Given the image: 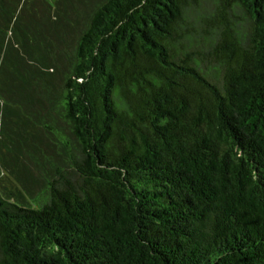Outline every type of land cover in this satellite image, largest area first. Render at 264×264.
Returning a JSON list of instances; mask_svg holds the SVG:
<instances>
[{
	"label": "trees",
	"instance_id": "1",
	"mask_svg": "<svg viewBox=\"0 0 264 264\" xmlns=\"http://www.w3.org/2000/svg\"><path fill=\"white\" fill-rule=\"evenodd\" d=\"M0 264H264V0H0Z\"/></svg>",
	"mask_w": 264,
	"mask_h": 264
},
{
	"label": "rangeland",
	"instance_id": "2",
	"mask_svg": "<svg viewBox=\"0 0 264 264\" xmlns=\"http://www.w3.org/2000/svg\"><path fill=\"white\" fill-rule=\"evenodd\" d=\"M46 1L49 2L51 5H53L55 0H46ZM128 19L131 20L130 14H128Z\"/></svg>",
	"mask_w": 264,
	"mask_h": 264
}]
</instances>
